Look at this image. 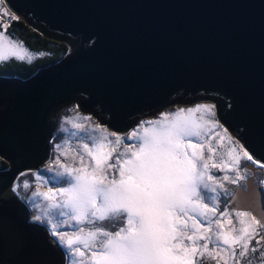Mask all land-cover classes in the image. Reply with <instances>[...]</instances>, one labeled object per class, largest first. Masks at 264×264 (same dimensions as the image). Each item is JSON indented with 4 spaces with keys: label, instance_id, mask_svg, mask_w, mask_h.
Masks as SVG:
<instances>
[{
    "label": "water",
    "instance_id": "obj_1",
    "mask_svg": "<svg viewBox=\"0 0 264 264\" xmlns=\"http://www.w3.org/2000/svg\"><path fill=\"white\" fill-rule=\"evenodd\" d=\"M7 3L65 49L26 77L0 74V264H63L61 247L10 188L45 160L55 111L68 101L120 133L167 104L209 99L228 132L264 161V0ZM248 175L242 183L256 205L246 210L261 218L264 194Z\"/></svg>",
    "mask_w": 264,
    "mask_h": 264
},
{
    "label": "snow or ice",
    "instance_id": "obj_2",
    "mask_svg": "<svg viewBox=\"0 0 264 264\" xmlns=\"http://www.w3.org/2000/svg\"><path fill=\"white\" fill-rule=\"evenodd\" d=\"M18 19L0 0V65L46 54L8 34ZM66 119L82 142L55 144L43 169L19 172L10 191L23 199L33 179L48 185L31 192L33 207L45 202L31 219L47 218L49 242L65 249L67 264H264V206L261 218L244 210L256 201L241 183L264 172V161L228 132L215 104L161 113L127 134L90 116Z\"/></svg>",
    "mask_w": 264,
    "mask_h": 264
},
{
    "label": "rangeland",
    "instance_id": "obj_3",
    "mask_svg": "<svg viewBox=\"0 0 264 264\" xmlns=\"http://www.w3.org/2000/svg\"><path fill=\"white\" fill-rule=\"evenodd\" d=\"M0 30H2V29H0ZM29 50L33 53H38L37 51H35L33 49H29ZM25 60H27V59H25ZM199 103H211V100H209V99H198V100H193V101L184 102V103L167 104V105L159 108L157 111H155L149 115L136 116V118L132 121L130 126L125 131L120 132V133L127 134V133L131 132V130L134 129L141 121L160 118L161 113L174 112L175 110L180 109V108L187 109V108L193 107L194 105L199 104ZM78 114L81 116H90L85 112H81V111L77 110L71 101H68V102L62 104L59 108L56 109L55 114H54V121L52 123L51 129L49 132V136H48V143H49L48 155L45 158V160L42 163H40L33 170H42L43 169V167H40V165L43 164V166H44L48 162L49 156L53 152V148H54L55 144H62L63 141L67 140L69 146H76L82 142L81 140H79L77 138V136L73 135V133L76 132L77 130L74 129L72 127V124L68 121V119H66V118H71L72 120H75V118ZM197 115H199V114H197ZM90 117L92 119L88 123H90V124L98 123L94 120V118L92 116H90ZM77 122H80V121H77ZM99 124L102 125L101 123H99ZM226 148H227V142L225 141L224 147H222L220 149V151L226 152ZM71 157H72V154L69 153V157L65 162L66 163H72ZM225 158H226V155H225ZM241 172L243 173V168H241ZM217 175L223 176L224 173L218 172ZM229 175L234 177V173L229 172ZM261 179H264V172H261L260 170H256L255 174H253V181L260 184ZM225 183H226V186L230 189H232L234 187V185L228 184L227 182H225ZM260 186H261V188L264 187V185H261V184H260ZM37 188H39V190L41 192H46L48 185L34 183V184H32V188H29L28 190H24L23 188H21V190H20V193L22 194V197H23V201L25 202V205L27 206V209H28L27 210V217L29 219H31V217L34 215H43V210L45 208V202L42 200V198H39L40 202L35 200V203L37 205H39V207H33V200L31 199V192L36 190ZM222 209H223V205L221 206V210ZM244 210H246V209H244ZM229 211L231 212V208H229ZM233 219L235 220L234 214H233ZM46 220H47V218H45L44 221H40V222H42L47 227V229L49 231L50 225L46 223ZM62 230H66L70 234L72 232V228H66V229H62ZM61 249L63 252V264H67L66 258H65V249L62 247H61Z\"/></svg>",
    "mask_w": 264,
    "mask_h": 264
},
{
    "label": "trees",
    "instance_id": "obj_4",
    "mask_svg": "<svg viewBox=\"0 0 264 264\" xmlns=\"http://www.w3.org/2000/svg\"><path fill=\"white\" fill-rule=\"evenodd\" d=\"M7 31L8 34H14L16 38L22 40L27 48L33 49L37 52H44L46 54L44 56H35L31 61H20L12 58L11 60L0 65V74L26 77L36 67L45 65L55 60L65 49V43L62 39L41 34L36 29L23 22L20 18L18 20L12 21L11 26ZM4 165L5 161L0 159V167ZM40 167H43V164H41ZM34 183L35 181L33 179L32 184ZM20 197H22L21 193ZM36 201L40 202L39 198L36 199Z\"/></svg>",
    "mask_w": 264,
    "mask_h": 264
},
{
    "label": "flooded vegetation",
    "instance_id": "obj_5",
    "mask_svg": "<svg viewBox=\"0 0 264 264\" xmlns=\"http://www.w3.org/2000/svg\"><path fill=\"white\" fill-rule=\"evenodd\" d=\"M211 103H212V101H211Z\"/></svg>",
    "mask_w": 264,
    "mask_h": 264
}]
</instances>
